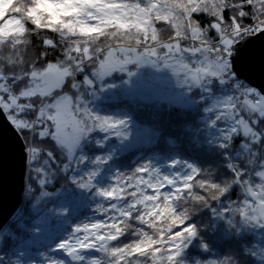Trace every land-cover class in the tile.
I'll list each match as a JSON object with an SVG mask.
<instances>
[{
	"label": "snow or ice",
	"instance_id": "snow-or-ice-1",
	"mask_svg": "<svg viewBox=\"0 0 264 264\" xmlns=\"http://www.w3.org/2000/svg\"><path fill=\"white\" fill-rule=\"evenodd\" d=\"M197 14L211 17L208 27L201 25ZM165 25L171 29L166 37L162 36ZM37 30L59 35V40L42 42L47 48L64 45L63 61L42 71L34 64L25 68L23 55ZM257 34H264V0H0V113L24 136L25 159L33 165L41 190L36 204L52 195L47 187L61 178L81 193L116 201L110 208L98 209L114 213L107 220L77 226L51 251L62 250L78 264L86 260L85 249L108 258L89 264H183L185 249L193 239H202L203 225L195 219L201 209L223 223L234 238L264 230V91L243 84L234 67L238 46ZM144 67L169 70L177 78L182 91L172 102L202 114L198 118L207 130L209 151L227 170L222 176L176 160L173 167L185 171L170 177L149 162L116 186L97 187V177L101 183L108 179L101 176L99 166L108 164L112 154L89 161L84 150L91 133L99 130L126 138L122 130L129 122L100 116L86 105L72 106V97L53 96V90L67 80L68 87L79 93L80 74L96 98L97 90L118 87L113 81L106 83V78L117 73L136 77ZM70 108L73 124L68 123ZM28 113L34 115L24 118ZM37 139L51 141L52 148L36 144ZM98 143L103 146V141ZM86 161L97 167L83 172ZM253 176L259 183L253 182ZM235 187L243 195L239 201L230 198ZM165 188L168 191H162ZM28 191L31 196L35 189ZM83 199L73 192L60 214L74 213ZM129 231L134 241L111 243ZM82 232L83 236L77 235ZM12 235L7 232L8 238ZM5 238L0 226V243ZM201 247L210 250L207 242ZM15 255V262L0 255V264H20L24 252ZM244 256L264 264V246L256 249L241 243L235 257L229 256L223 264H242ZM46 259L48 264H64Z\"/></svg>",
	"mask_w": 264,
	"mask_h": 264
},
{
	"label": "trees",
	"instance_id": "trees-1",
	"mask_svg": "<svg viewBox=\"0 0 264 264\" xmlns=\"http://www.w3.org/2000/svg\"><path fill=\"white\" fill-rule=\"evenodd\" d=\"M197 15L201 25L205 28L208 27L211 17L205 14ZM170 33L171 29L165 25L162 36L166 37ZM209 35L214 36V33L210 32ZM257 35L246 38L244 41ZM50 38L59 40V35L46 30H37L30 36L31 44L23 53L26 61L25 68H30L34 64L42 71L48 64H57L63 61V44H60L56 49H50L42 43L45 39ZM109 81L121 84L123 79L114 77L105 82ZM77 82L82 85L79 93L67 85L66 92L70 93V97H72V106L86 105L100 116H108L114 120L126 119L129 122V126L122 130L126 134L128 142L121 143L119 140L124 138L122 136L111 139L108 134L99 130L91 133V143L84 150L89 161L96 156L104 157L112 154V159L108 164L99 166L103 169L101 176L107 175L108 179L101 183L100 177H97V186L101 188L109 185L116 186L119 180L132 175L136 167L149 162L154 168L161 170V175L170 177L173 173L185 171L179 165L173 167L176 160L191 162L206 172L215 171L216 176H222L227 172L226 169L220 167L222 164L220 157L212 155L209 151V146L206 143L207 130L204 129L198 118L202 114H194L183 107L158 101L150 94H127L121 90V85L110 92L97 90L96 98H93L90 95L91 89L83 85L80 74L77 75ZM214 91L217 95L220 94L218 89H214ZM32 115L33 113H28L24 118H30ZM4 116L10 124L6 114ZM14 130L18 134V130ZM106 135L108 138L104 139ZM18 136L25 147L24 136L19 134ZM99 141H103V146H100ZM35 143L38 145L44 143L47 147L52 148L51 141L41 142L37 139ZM89 161L81 165L83 172L97 167ZM37 179L38 176L33 171V165L30 164L26 171L23 207L4 230L6 238L3 243H0V255H5L6 258L10 257L15 262L18 258L15 253L22 250L24 255L19 257L20 264H48L46 258L62 260L64 264H69L65 252L62 250L53 252L51 248L55 247L61 239L72 236L77 226L82 227L84 224L91 225L107 220L108 215L114 213L105 214L98 209L101 205L110 208L111 204L116 203V201L99 196L93 197L87 192L81 193L61 178L47 187L46 190L52 195L41 199L40 203L36 204V199L39 198L41 191L36 185ZM252 180L254 183H259L255 176L252 177ZM29 188L35 189L31 196L29 195ZM147 191L151 193V189ZM162 191H168V189L165 188ZM73 192L84 197L83 201L77 202L78 210L69 215L60 214L62 204L71 197ZM230 198L235 201L243 199L238 187L233 189ZM128 199L130 200L131 197ZM42 217H44L43 221L41 220ZM195 219L198 224L203 225L202 239H193L192 243L185 249L183 264H223L229 256L235 257L241 243L256 249L264 246V230L250 231L244 234L242 239H239L230 236L226 226L220 221H216L207 209H201ZM132 223L136 224L137 227H145V230L152 231L144 225H139L136 221ZM16 225H20V227H16ZM9 231L13 233L10 238L7 237ZM135 239L136 237L132 236L129 231V234L121 237L119 241L111 243L124 245ZM203 242L209 244L210 250L205 251L201 247ZM88 256L101 261L108 259L103 253L96 251L89 253ZM242 264H257V262L249 256H244L242 257Z\"/></svg>",
	"mask_w": 264,
	"mask_h": 264
},
{
	"label": "water",
	"instance_id": "water-1",
	"mask_svg": "<svg viewBox=\"0 0 264 264\" xmlns=\"http://www.w3.org/2000/svg\"><path fill=\"white\" fill-rule=\"evenodd\" d=\"M234 67L240 81L247 87L264 91V34L238 46ZM24 148L16 131L0 113V226L3 230L23 207L27 171ZM67 260L69 264H78L69 256Z\"/></svg>",
	"mask_w": 264,
	"mask_h": 264
},
{
	"label": "rangeland",
	"instance_id": "rangeland-1",
	"mask_svg": "<svg viewBox=\"0 0 264 264\" xmlns=\"http://www.w3.org/2000/svg\"><path fill=\"white\" fill-rule=\"evenodd\" d=\"M137 71H138V75L136 77L129 78L127 77L126 74L120 73L119 75H114L112 77L106 78V80L108 79L110 80L114 77L123 79V81L130 79L131 83L129 84H124L123 82L121 84H117V85H121V90H123L125 93L130 94V95H140V94L149 95L150 94L151 96H153V98L158 99V101L167 102L175 106L182 107L181 105L172 102L176 94L182 91V89L178 86L177 78L172 74L171 71L169 70L157 71L156 69L150 68V67H144V68L138 69ZM67 85L68 83L67 81H65V84L62 88H55L53 90V96H58V95L70 96V93L66 92ZM110 91H112V89L108 90L107 92H110ZM71 105H72V100H71ZM71 113H72V109L70 108L69 115H68L69 124L74 123V121L72 120ZM109 137L111 139L114 137L116 138V136L114 135H109ZM119 141L121 143H123L124 141L128 142L126 138H120ZM30 164H31L30 162H27V167H29ZM97 187H100V186H97ZM83 235L84 233H80L79 236H83ZM93 252L95 253V250H91V249L82 250V254L86 257V260L82 262V264H89L92 258L89 257L88 254L93 253Z\"/></svg>",
	"mask_w": 264,
	"mask_h": 264
}]
</instances>
